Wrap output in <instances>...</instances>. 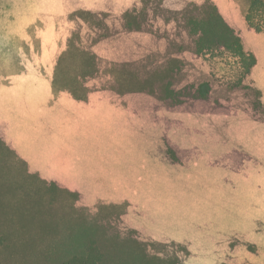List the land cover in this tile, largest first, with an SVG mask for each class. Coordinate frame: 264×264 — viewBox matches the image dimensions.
<instances>
[{"label": "rangeland", "instance_id": "1", "mask_svg": "<svg viewBox=\"0 0 264 264\" xmlns=\"http://www.w3.org/2000/svg\"><path fill=\"white\" fill-rule=\"evenodd\" d=\"M253 1L0 0V264H143L132 255H144L146 238L133 234L144 229L169 245L160 256L183 259L172 245L191 243L194 264H210L206 236L238 233L241 256L264 264V31L246 22ZM75 12L106 23L72 37ZM216 14L252 68L233 40L192 54L184 19ZM123 19L180 32L179 80L201 85L206 100L177 113L157 95L118 94L124 87L105 71L86 78L81 47L91 50L97 33L125 32ZM145 31L131 38L158 34ZM146 48L152 70L161 67L155 78L171 77L175 50ZM151 98L154 109L144 103ZM153 114L180 121L170 125L173 141L164 137L172 121L157 124ZM176 144L189 152L170 167L164 157Z\"/></svg>", "mask_w": 264, "mask_h": 264}, {"label": "trees", "instance_id": "2", "mask_svg": "<svg viewBox=\"0 0 264 264\" xmlns=\"http://www.w3.org/2000/svg\"><path fill=\"white\" fill-rule=\"evenodd\" d=\"M262 14H264V1L254 0L247 13L246 22L256 32L264 31V21L259 20L260 17H262ZM215 17H219L220 20H214ZM125 20L126 19L122 20V23L124 24L122 25V29L124 28L125 32L122 31L118 34L117 31H113V33L109 34H106L105 32L97 33L95 34L97 39L94 40L92 38V41H95V44L90 46L91 50H89V48L86 50L85 48L83 49V47H81L80 58L83 61L84 72H87L85 76L86 78L94 79L95 77L100 76L102 71H105L107 74H109H106V76L111 79L113 84L116 83L119 84V86L124 87V91H121L118 94L125 95L128 98H130L129 96H136V99L138 96L143 95L142 93L157 95L156 99L161 100V108H168L177 113L194 110V102L206 100L207 94L202 92L201 85L197 88L192 85H182L181 81L179 80V73L182 68V63H180V61L177 59L178 52H176L175 47L177 46L175 44L176 40H173L172 38H179L180 36L178 35H180V32L176 37L174 34L170 36L168 34L170 29L161 34V30H158L157 23L155 21L150 22V27L148 29L146 28L147 19H137L136 22L133 20ZM257 20H259L261 24H258ZM144 21L145 25L142 26L141 24H143ZM71 22L75 26V30L73 31L74 33L72 32V37L75 36L76 38L80 39V37L85 38L93 36L81 34L85 26H91L89 24L92 22H89V20L83 19L82 16H79L75 12ZM96 23L97 24H94V26L91 27L94 28L98 25L104 26L106 21L103 19L98 20ZM184 24L185 32L183 31L181 34L186 36L188 35L189 37L187 36V38H189L194 45V48L191 51L192 54L195 53L197 56L204 52L210 54L211 52H215L214 49L227 48L228 41L233 40L232 47L236 46V49L241 56L244 55L250 59L251 68L254 66V57L252 55L244 54L240 48V45L238 44L239 39L235 37L233 31H230L226 27L219 14H216L214 17L212 16L205 20L184 19ZM102 29L106 31V28ZM145 30L157 31L158 34L156 37H148L141 34L138 39L131 38L132 33L137 32L136 34L139 35L140 32H146ZM93 32L95 33V29ZM141 37L143 38L141 39ZM162 41H165V43L161 44ZM150 45H164L170 47L172 51L175 50L173 51L175 56H173L172 60L171 58L169 60V69L172 71L171 77L164 76L159 81L155 78V76L160 74L161 67H155V69L152 70L150 56L146 53V49H148L146 46ZM148 50L151 51V49ZM144 59L146 60L144 61ZM138 61H143V63H139ZM114 71L115 73H119L121 77L119 78L114 74L112 75L111 72ZM118 79H120L119 83L117 82ZM130 80L132 81L134 87L128 86V82ZM86 97L88 98V95ZM135 101L138 104L139 101ZM150 101L151 102H147L146 100L144 103L147 105V107L154 109L153 103L156 101H154L152 98ZM174 119L177 118L167 120L164 114L160 116H155L153 114L152 116V122H157V124L172 121L171 123H167L164 126V129H167L165 131L166 134L164 137L169 141L170 139L173 141L175 135V131L173 129L170 130V125L174 126L175 123L180 122L178 119ZM177 129L180 128L177 127ZM167 149L168 153L165 154L164 163L170 167L185 165L181 164L182 161H179L178 157H184L182 154H187L189 152L188 150L182 149L177 144L169 145ZM185 163H187V161ZM133 234H137L146 238L145 241L142 240L143 242H141V246L144 248V255L139 257L132 255L134 256L132 259L140 260L143 262V264H156L155 259L161 260L164 262L163 264H185V260L187 259L186 261H189L190 264H194L191 261L197 258V256L193 255L194 251L191 249L192 244L189 242L174 243V245H172L171 242L169 243L170 245L174 246L175 253L179 252L184 254L183 259L179 254H175V256H160L158 255V253H161L160 247H167L169 245L166 243L165 239H161L159 234L156 232L147 231L145 229L142 232L134 230ZM225 237L228 238L223 240ZM206 238H209L208 240L210 241L208 243L213 242L214 246L212 247L211 251L212 258H210V264H250L248 261V256L242 257L240 254V252L243 250V242L241 241V235L238 233H233L229 236H221L219 238H213L211 236H206ZM249 247L250 246H248V249L250 250ZM165 260L167 262H165ZM88 261L89 262H85L84 264H97V262L92 259H88ZM118 264L122 263L119 262ZM129 264H135V261Z\"/></svg>", "mask_w": 264, "mask_h": 264}]
</instances>
